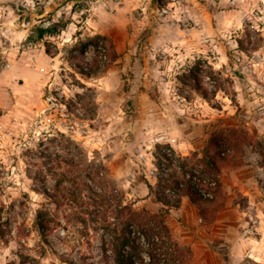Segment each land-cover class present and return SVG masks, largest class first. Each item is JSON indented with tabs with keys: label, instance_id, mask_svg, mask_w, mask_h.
Wrapping results in <instances>:
<instances>
[{
	"label": "rangeland",
	"instance_id": "374dc122",
	"mask_svg": "<svg viewBox=\"0 0 264 264\" xmlns=\"http://www.w3.org/2000/svg\"><path fill=\"white\" fill-rule=\"evenodd\" d=\"M16 1L0 0V264H22L20 253L23 264H114L102 246L122 228L118 200L141 218L162 213L155 157L169 132L198 146L175 151L184 168L174 155L171 181L214 200L185 195L194 218L164 217L179 250L168 264H264V0H24L27 27ZM196 61L208 100L188 77ZM205 153L229 156L219 189ZM45 211L49 245L35 221Z\"/></svg>",
	"mask_w": 264,
	"mask_h": 264
},
{
	"label": "trees",
	"instance_id": "16d2710c",
	"mask_svg": "<svg viewBox=\"0 0 264 264\" xmlns=\"http://www.w3.org/2000/svg\"><path fill=\"white\" fill-rule=\"evenodd\" d=\"M65 24H61V21L55 22L47 28V30L38 29L36 31V36L34 42L43 40L45 37V32L49 31L51 35L57 33L60 28H63ZM97 42L91 40L94 47L102 51L108 50V39L106 36H97ZM45 52L50 54L49 50L46 48ZM203 67L201 61H196L188 69V77L195 84L194 89L205 99H209V90L203 85L199 75L201 68ZM211 95H215V92H211ZM210 146H212L216 151L221 148V144L217 142L216 136H211ZM159 151V158L155 157L158 161L156 165L157 169L162 176L168 175L167 165H170L174 159V155H177V161L180 162V167L184 168L185 157L176 154L175 150L166 145L165 149L156 147ZM229 156L223 155H210L205 153L204 158L207 159L206 165L214 170V174L218 175L216 177V188L220 187V167L225 164ZM160 176L158 178L160 183V190L156 192V199L161 202L164 206L161 211V215L156 219L155 217L141 218V213L133 208L132 202L125 201L124 198H120L116 203L118 209V214H115V218L122 223V228L118 233H115V237L109 241L108 244L103 242L102 252L106 255L108 248L112 247L113 263L114 264H168L171 260H176L179 257L178 245L172 240L169 230L164 222V217L169 213L171 209H178L181 204V198L183 196H189L194 204L201 205V203H212L214 198L210 195L204 197L199 191V185L186 183L181 186L179 183L171 181L169 178ZM60 181L56 182V189L59 187ZM150 192H154L151 185H148ZM210 188V187H209ZM217 190V189H216ZM57 190L53 194H47L52 200H56ZM98 194V193H97ZM100 196V195H99ZM96 209V206H94ZM0 221H1V210H0ZM36 226L40 233V238L45 245H49L48 235L52 231L55 225L56 219L49 212L44 213L38 212L36 215ZM1 228V224H0ZM134 228L138 230L145 231V236L140 238L136 236ZM0 237H4L3 233H0ZM23 264L25 255L20 253L17 255ZM107 258V256H106Z\"/></svg>",
	"mask_w": 264,
	"mask_h": 264
},
{
	"label": "crops",
	"instance_id": "0c3cea01",
	"mask_svg": "<svg viewBox=\"0 0 264 264\" xmlns=\"http://www.w3.org/2000/svg\"><path fill=\"white\" fill-rule=\"evenodd\" d=\"M169 49H170V51L171 50L175 51L174 49H171V48H169ZM40 51H41V53L45 54V56L47 58L50 59L51 68L55 69L57 67V63L54 62L55 58H51L48 55H46V52L44 51V49H42ZM172 55L174 56L175 54H172ZM174 57H178V56H174ZM19 62H21L23 65L27 64L28 63V57H25V56L21 57ZM170 62L173 63L174 60H170ZM161 63L162 62L156 61L155 64H156L157 67H160ZM158 72H161L160 68L158 69ZM51 76H53V72H50V75L47 76V77L51 78ZM43 77H45V76L43 75ZM168 134H169V136H167L166 141H167L168 145H170V147H172L176 152H179L182 155L187 156L190 153V151L198 149L197 145H193L188 140L183 139L182 137H180V139L175 138L173 136L174 134L170 133V132ZM188 203H189V199L187 197H183L182 198V202H181V207L176 210V213H177V216L180 217V215H181V217H186V219L190 220L191 218H194V216L196 214V209H194L191 205L189 206ZM199 220H201V219H198V221Z\"/></svg>",
	"mask_w": 264,
	"mask_h": 264
},
{
	"label": "water",
	"instance_id": "95a60500",
	"mask_svg": "<svg viewBox=\"0 0 264 264\" xmlns=\"http://www.w3.org/2000/svg\"><path fill=\"white\" fill-rule=\"evenodd\" d=\"M15 9L18 12L25 13L24 19H23V26L27 27L30 25V19H31V9L29 5L24 0H17L15 3Z\"/></svg>",
	"mask_w": 264,
	"mask_h": 264
},
{
	"label": "built area",
	"instance_id": "2783aa9c",
	"mask_svg": "<svg viewBox=\"0 0 264 264\" xmlns=\"http://www.w3.org/2000/svg\"><path fill=\"white\" fill-rule=\"evenodd\" d=\"M50 100H51V98H50V97H47V98H46V101H50Z\"/></svg>",
	"mask_w": 264,
	"mask_h": 264
}]
</instances>
